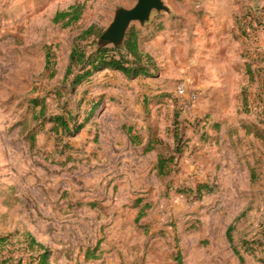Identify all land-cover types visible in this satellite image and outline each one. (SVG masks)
I'll return each mask as SVG.
<instances>
[{
  "label": "rangeland",
  "instance_id": "obj_1",
  "mask_svg": "<svg viewBox=\"0 0 264 264\" xmlns=\"http://www.w3.org/2000/svg\"><path fill=\"white\" fill-rule=\"evenodd\" d=\"M136 1L0 0V264H38L28 232L49 264H264V0H165L129 26L151 76L73 87L76 37Z\"/></svg>",
  "mask_w": 264,
  "mask_h": 264
},
{
  "label": "trees",
  "instance_id": "obj_2",
  "mask_svg": "<svg viewBox=\"0 0 264 264\" xmlns=\"http://www.w3.org/2000/svg\"><path fill=\"white\" fill-rule=\"evenodd\" d=\"M84 9L85 6L82 3L76 2L70 5L68 9L58 11L54 20L56 22L65 21V25L69 26L81 19ZM102 31V28L97 27L95 24H91L76 37L69 54V62L65 72V78H68L78 69L71 80V85L73 87L82 83L95 72L106 69L118 70L128 78H137L143 75L151 76V69L155 66V62L149 53L141 49L139 33L135 28L131 26L128 29L125 36L124 49H118L114 46H105L97 50L88 49V45L90 44L86 42L90 39L94 41L99 37ZM53 64L51 50L47 47L45 67L47 69L53 68ZM43 108L42 106V110ZM49 120L55 124V127H61L62 131L68 135H75L80 132L87 121L74 123V126L71 127V121L63 114L53 115L49 117ZM168 161L169 159L163 156L158 158L160 174H165ZM204 190H211V187L203 183L197 188L200 194ZM230 230L231 227H229L228 232H230ZM26 236L28 238V248L38 252L36 257V259H38V264H49L50 250L37 241L31 233H26ZM262 261L264 262V257ZM1 264H4V261H2ZM18 264H22V260H19Z\"/></svg>",
  "mask_w": 264,
  "mask_h": 264
},
{
  "label": "water",
  "instance_id": "obj_3",
  "mask_svg": "<svg viewBox=\"0 0 264 264\" xmlns=\"http://www.w3.org/2000/svg\"><path fill=\"white\" fill-rule=\"evenodd\" d=\"M170 11L165 0H137L132 7L117 6L113 20L96 42L97 48L108 44L122 47L127 30L132 22L144 25L149 22L154 12Z\"/></svg>",
  "mask_w": 264,
  "mask_h": 264
},
{
  "label": "crops",
  "instance_id": "obj_4",
  "mask_svg": "<svg viewBox=\"0 0 264 264\" xmlns=\"http://www.w3.org/2000/svg\"><path fill=\"white\" fill-rule=\"evenodd\" d=\"M179 1H180V0H172L173 3H179ZM125 7H126V6H125ZM179 7H180L179 5L177 6V9L171 7V9H172V13H173V14H177V15H181V14H182V10H181V9H178ZM183 13H184V12H183Z\"/></svg>",
  "mask_w": 264,
  "mask_h": 264
},
{
  "label": "built area",
  "instance_id": "obj_5",
  "mask_svg": "<svg viewBox=\"0 0 264 264\" xmlns=\"http://www.w3.org/2000/svg\"><path fill=\"white\" fill-rule=\"evenodd\" d=\"M179 93L180 94H184L185 93V90H186V88L184 87V85H181L180 87H179ZM193 96H195V95H193Z\"/></svg>",
  "mask_w": 264,
  "mask_h": 264
}]
</instances>
